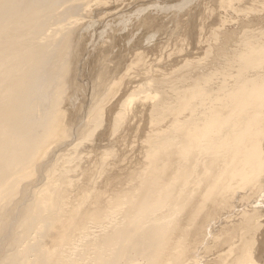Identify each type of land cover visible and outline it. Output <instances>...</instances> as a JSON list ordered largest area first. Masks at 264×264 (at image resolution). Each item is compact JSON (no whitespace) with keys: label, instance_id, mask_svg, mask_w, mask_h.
<instances>
[{"label":"bare ground","instance_id":"6f19581e","mask_svg":"<svg viewBox=\"0 0 264 264\" xmlns=\"http://www.w3.org/2000/svg\"><path fill=\"white\" fill-rule=\"evenodd\" d=\"M129 1L0 0V264H264V0H178L121 74L97 39L75 105Z\"/></svg>","mask_w":264,"mask_h":264},{"label":"rangeland","instance_id":"374dc122","mask_svg":"<svg viewBox=\"0 0 264 264\" xmlns=\"http://www.w3.org/2000/svg\"><path fill=\"white\" fill-rule=\"evenodd\" d=\"M107 1H108V0H107ZM113 1H115V0H112V2H113ZM117 1H118V0H117ZM119 1H120V0H119ZM128 1H129V0H124L125 3H127ZM144 1H145V0H144ZM144 1H143V0H140V1H139V0H131V2L129 1V4H131V5H132V2H133V6H132V7H133V9L137 10V11H135V12H136V13H139V14H136L134 11H133V12H134V13H133V12H132L133 9L130 10L131 12H130V11L127 12L126 14H130V15H131L132 13H133V14H136V15H133V14H132V17H133V18H132L131 20H129L128 18L124 17L125 19H127V21H126V23L128 22L127 24L124 22L125 19H123L124 21L122 20L123 16H125V15H123L122 18H119V19L122 20L123 23L121 22V20L119 21L118 18H113L115 21H117V22L119 21V22H118L119 25H117L118 23L115 22V21H113V22H112V21H109V22H108V21L106 20V21H104V22L101 23L102 25H101L100 23H98L97 25H98L99 27H98L96 24H94V25H93V28H92V25H91V28L89 27V30H88V28H86L88 31H86L85 29H84L85 32L82 31V33H85L86 36H87V37H86V36L84 35L85 37H83V38H84L83 40L85 41V42H83V43H86V44H83V43H82V48L84 49L85 54H87V56L89 55V57L87 58V56H86L85 54H83V57H84L85 59L83 60V57H82V60H83V61L81 60V62H79V65H78V70H77V81H76V87H77V88H76V87H75L76 89L73 88V89H72V93H73V95H74V94L77 95V94L74 93V92H77V93H78L79 91H81V92L78 93V97L75 96V95L71 97L72 101L75 102V105H77V106H79V105H84V104H86V103L88 102V99H89V98H90V99L93 98V96H91V94L93 93V91H91L92 89H91L90 87L92 86V82H94V80L97 78V77H96V76L98 75L97 73H99V71H100V69H98V68H102L103 62H102L101 60H99V59H97V60H96V59L93 60V56H92V55L90 56V54H92L91 51L93 50V48L98 47V45H101V44L103 43L104 38H106V41L104 40V44L107 43V42H108V44H110V50H109V52H108V55H109L110 52H111V53H110V56H109L110 60H109L108 62L110 63V65H111V63H112V66H113V65L116 66L115 68H120L121 65H122V67H123L124 64H125V66L128 64V62H129V61H128V60H129L128 57L131 55L130 52L133 51V50H132L133 48H131V47H133L132 45H134V50L142 49V48H144L145 46H147V48L145 47L144 50L146 49V51H148V54L152 57V55H158V54H160V53L168 52V51L172 48L171 46H173V44L176 43V39H177V37H178V36L181 37V35H182V37H183V34L181 33V30H183L182 32H184V28H185L184 26H187V20H188L187 18H188V16L186 15V14H187V13H186V12H187L186 10H187L189 7L186 6V7H185L186 10H185V8L183 9V8H182L183 5H181V6L178 5V4H180V3H179L180 1H178V0H177L178 2L175 1V0H174L175 2L173 1V3H174L175 5H176V3H178V4L176 5L177 7H178V6L180 7V8H178L177 10L175 9V8H177V7H176L174 4H173V6H172V7L175 6L174 8H172V7L169 8V7H168V6H171V5H172V3H171L172 1H169V0H164V2H163V0H158V1H160V2H157V3H160V4H161V5H158V6H156L157 3H153V4H151L152 0H151V1L146 0L148 3H147L146 1H145V2H144ZM161 1H162V2H161ZM165 1H168V2H165ZM135 2H136V3H135ZM138 2H139V3H138ZM134 3H135V4H134ZM140 3H142V4H140ZM162 3H163V4H162ZM164 3H166V4L164 5ZM112 4H113V3H112ZM127 4H128V3H127ZM147 4H148V6H150V8H151V6H154V7H152L153 10H156V7H159V6H160V7H165V6L168 4V5L166 6V7H167V8H166V9H167V12H166V11L164 12L163 9H165V8H162V9H161V8H157L158 11H153V10L151 11V9H149L148 6L146 7V8H148V9L145 8V5H147ZM149 4H151V5H149ZM169 4H171V5H169ZM109 5H111V2L109 3ZM134 5H136L135 7L139 6L140 9H141L142 11H144V10H146V11L149 10V12H151V13L153 12V13H152V16H151V14H150L149 12H147L148 15H147V13L142 14L143 12L140 11L139 7H137V8L139 9V10H138L137 8H134ZM140 5H141V6H140ZM163 5H164V6H163ZM107 6H108V4H107ZM143 6H144V9H143ZM193 7H194L193 4H192V6L190 5V9L193 10ZM94 8H95V7H94ZM154 8H155V9H154ZM181 8H182L183 10H180ZM90 9H93V8H90ZM160 9L165 13V15H161V14H163V12L160 13V11H161ZM173 9L176 11V13H177L178 10H179V12L182 11L181 13L178 12V13H177V16L179 15V16L181 17V19H182L183 17H185V18H183L184 21L181 20L179 16H178L179 19L177 18V16L175 15L176 13L173 12V11H174ZM169 10L172 11V12L170 13ZM146 11H145V12H146ZM168 11H169V12H168ZM140 12H141V15H142V16L140 15ZM154 12H155V13H154ZM183 12H184L185 14H184ZM156 13H157V14H156ZM172 13H173V14H172ZM149 14H150V15H149ZM180 14H182V15L184 14V16H181ZM146 15H147L148 17L150 16V18H151V19L149 18L150 21H151V24L149 25V27H151V29H150L149 27L147 28L146 26H141L142 24L139 25L138 22H137L138 19H139V21H140L141 18H143V17H147ZM156 15H157V16H156ZM160 15H161L162 17H160ZM166 15H167V16H166ZM170 15H171V16H170ZM174 15H175V16H174ZM134 16L136 17V19H135ZM165 16H166L167 18H169V19L164 18ZM168 16H170V17L173 16V18H174V19H173L174 22L172 21V18H171V20H170V17H168ZM186 16H187V17H186ZM195 16H196V17H195V19H196L197 17H199V14H198V15L196 14ZM95 17L98 18L97 16H95ZM95 17H93V20H92V21H95V20H94V19H96ZM154 17H155V18H154ZM175 17H176V18H175ZM137 18H138V19H137ZM159 18H162V19L160 20ZM110 19H112V18H110ZM152 19H154L155 21L157 20V21H156V24H155V21L152 20ZM96 20H97V19H96ZM158 20H159L160 22H159ZM165 20H168V22H170L169 24H170L171 26L169 25V27L167 26V28L164 27V26L168 25L167 21H165ZM178 20H179V21H178ZM197 20H198V19H196V21H197ZM131 21H132V22H131ZM152 21H153V23H152ZM180 21H181V22H180ZM182 21H183V24H182V26H181ZM185 21H186V23H185ZM105 22H106V23L108 22V23H107L108 26H107V25L105 26ZM114 22H115V23H114ZM120 22H121V23H120ZM161 22H162L163 24H162ZM171 22H172V23H171ZM175 22H176V23L179 22L180 24L178 23L179 25L176 24V26L174 27L173 25H175ZM110 23H111L112 25L114 24V25H113V26H114L113 28H110V27H112L111 25H109ZM130 23H132V24L137 23V24H136V27H135V28H132V27L130 28V26L132 25V24H130ZM157 23H158L159 25H158ZM122 24H123V25L125 24V25H127V26L124 25V27H123ZM161 24H162V26L160 27ZM95 25H96V26H95ZM100 25H101V26H100ZM116 25L119 26V28H118ZM120 25H121V26H120ZM183 25H184V26H183ZM94 26H95V29H94ZM102 26H103V28H102ZM172 26H173V27H172ZM97 27H98V28H97ZM104 27H105V28H104ZM107 27H108V28H107ZM116 27H117V28H116ZM120 27H121V28H120ZM127 27H129L130 29L127 28ZM139 27L141 28V30L143 29V31H142L143 33L141 32V30H140ZM142 27H144V28H142ZM145 27H146V30L148 31V34H150V33H149L150 30H151V34H155V33H153V32H157V33H156L155 35H153V36L150 34V35L152 36V38H151L150 35L147 34V31L145 30ZM155 27L158 28V31L155 30V29H156ZM159 27H160V28H159ZM162 27H163V28H162ZM176 27L178 28V30H177ZM183 27H184V28H183ZM99 28H100V29H101V28L103 29V31H102V29H101V31H102L103 33L100 31ZM123 28H124L125 30L127 29V30H129V31H125V30L123 31ZM138 28H139V29H138ZM161 28H162V29H161ZM164 28H165V29H164ZM174 28H176V30H173ZM179 28H180V29H179ZM90 29H91V30H90ZM105 29H106V30H105ZM109 29H111V30H109ZM114 29L117 30V33H116V31H115ZM133 29H134V31L136 30V32H137L138 30H140V32L138 31V32L136 33V32H133V31H132V33H131V30H133ZM167 29H168V31H167ZM108 30H109V31H108ZM118 30H120V31H118ZM154 30H155V31H154ZM163 30H164V31H163ZM169 30H171L170 32H171L173 35H169ZM179 30H180V32H179ZM90 31H91V32H90ZM95 31H96V32H95ZM97 31H99V32H98L99 34H100V32H101L100 36H97V35H99V34L97 33ZM104 31H105V32H104ZM111 31H112V32H111ZM144 31H145L146 33H145ZM165 31H166V32H165ZM172 31H174V33H173ZM175 31L179 32V33L177 34L178 36L176 35L177 32H175ZM87 32H88V33L90 32V33H89L90 35H88ZM92 32H93L94 35L92 34ZM106 32H107V34H105ZM120 32H122V33L120 34ZM125 32H126V33H125ZM129 32H130V33H129ZM159 32H161V33L159 34ZM109 33H110V35H111V33H112L111 38H110ZM123 33H124V34H123ZM128 33L131 34V35H128ZM135 33H136V34H139V36L142 35L143 37H140V38H139V36L136 35ZM141 33H142V34H141ZM165 33H167V34H165ZM171 33H170V34H171ZM113 34H114V37L116 38L115 41H116L117 43L114 41L115 38H113ZM133 34H134V35H133ZM145 34H146V35H145ZM174 34H175V35H174ZM179 34H180V35H179ZM92 35H93V38H92ZM108 35H109V36H108ZM119 35H120V37H119ZM122 35H125V36H124V37H121ZM127 35H128V36H127ZM147 35L150 37L149 40H147V39H148ZM158 35H159V38H158ZM162 35H163V36H162ZM164 35H165V36H164ZM166 35H167V39H166ZM94 36H95V37H94ZM103 36H104V37H103ZM129 36H130V37H129ZM135 36H136V37H135ZM137 36H138V37H137ZM144 36H145V37H144ZM161 36H162V38H163L164 41H163L162 39L160 40ZM168 36H169V37H168ZM171 36H172V37L174 36V38H172ZM88 37H89V39H88ZM98 37H99L100 39H99ZM127 37H128V38H133V37H135V38H133L134 40L131 39V43H132V44L129 45L130 42H128V38H127ZM155 37H157L158 39L155 38ZM175 37H176V38H175ZM86 38H87V39H86ZM101 38H102V39H101ZM107 38H108V40H107ZM117 38H118V39L120 38V39L118 40ZM122 38H123L124 41L121 40ZM126 38H127V39H126ZM141 38H142V41H143V38H147V39H146L147 42H145V41H146L145 39H144V42H143V43H142V42H139V41L141 40ZM154 38H155V39H154ZM178 38H179V37H178ZM85 39H86V40H85ZM97 39H98V40H102V43H101V41H98ZM150 39H151V41L154 39V42L152 41V42H153V43H152V42L150 41ZM156 39H157V40H156ZM168 39H169V40H168ZM172 39L174 40V42H173ZM87 40H88L89 42H91V43H90L91 45L89 44V42H88ZM92 40H93V41H92ZM94 40H95V41H94ZM110 40H111V41H114L115 43L113 44ZM135 40H136V41H135ZM178 40H179V39H177V41H178ZM80 41H81V40H80ZM86 41L88 42V45H87V42H86ZM129 41H130V40H129ZM137 41H138L140 44H139ZM149 41L151 42V44H150ZM155 41H156V42H155ZM159 41H160V42H159ZM165 41H166V42H165ZM167 41H171L173 44H172L171 42L169 43V42H167ZM92 42H93V43H92ZM94 42H95V43H94ZM96 42H97V43H96ZM110 42H111V43H110ZM123 42H128V44H127V43H123ZM133 42H134V43H133ZM136 42L138 43V46H137V43H136ZM162 42L165 43V44H166V43H167V44L169 43V45H170V46H169L170 49H169V47L167 48L166 46H168V45H165V44H164V45H165L166 49H168V50L166 51V49L162 48V47H163V43H162ZM100 43H101V44H100ZM118 43H120V44L118 45ZM121 43H122V44H121ZM147 43H148V44H147ZM154 43H156V44H154ZM96 44H97V45H96ZM115 44H116V45H115ZM126 44H127V46H129V47H126ZM143 44H144L145 46L141 48V46H142ZM146 44H147V45H146ZM159 44H162V45L159 46ZM83 45H84V46H83ZM111 45H112V46H111ZM122 45H123L124 47H123ZM139 45H140V46H139ZM149 45H150V47H149ZM153 45L155 46V48L152 47ZM90 46H92V47H90ZM121 46H122L123 48H122ZM156 46H159L160 48H159V47L156 48ZM87 47H88V48H87ZM86 48H87V49H86ZM114 48H115V49L117 48L116 51H115ZM124 48H125V49H124ZM127 48H130L131 51H130L129 49H127ZM148 48H149V50H147ZM152 48H153L154 50H153ZM90 49H91V50H90ZM121 49H122V51H121ZM123 49H124V50H123ZM155 49H156V50L160 49L161 51H160V50L156 51ZM125 50H126V51H125ZM88 51H89L90 53H88ZM120 51H121V53H120ZM128 51H129V52H128ZM150 51H151V52H150ZM154 51H155V52H154ZM112 52H113V53H112ZM151 53H153V54H151ZM117 54H118V55H117ZM126 54H127V55H126ZM85 56H86V57H85ZM116 56H117V57H116ZM118 57H119V58H118ZM121 57H122V58H121ZM86 58H87L88 60H87ZM89 58H91V61H89V60H90ZM94 58H95V57H94ZM123 58H124V59H123ZM114 59H115V60H114ZM126 59H127V60H126ZM98 60H99V61H98ZM121 60H122V61H121ZM88 61H89V62H88ZM93 61H95V62H93ZM97 61H98V62H97ZM116 61H117V62H116ZM99 62H100V63H99ZM101 63H102V64H101ZM104 63H105V62H104ZM109 63H107V64H109ZM118 63H119V64H118ZM126 63H127V64H126ZM117 64H118V65H117ZM125 66H124L123 68L121 67L122 70H121L120 72H118V73L121 74V72L124 71ZM96 67H97V68H96ZM96 69H97V70H96ZM82 88H85V89H82ZM77 89H78V90H77ZM90 89H91V90H90ZM73 90H74V92H73ZM76 90H77V91H76ZM82 90H83V93H82ZM82 94H83V95H82ZM71 95H72V94H71ZM80 95H81V96H80ZM89 95H90V96H89ZM92 95H94V94H92ZM88 96H89V98L87 99ZM83 98H85V99H83ZM74 99H75V101H74ZM76 99H77V100H76ZM79 99H80L81 101H79ZM82 99H83L84 101H83ZM85 100H86V101H85ZM77 101H78V103H77ZM79 102H80V103H79ZM82 103H84V104H82ZM85 106H86V105H85Z\"/></svg>","mask_w":264,"mask_h":264}]
</instances>
